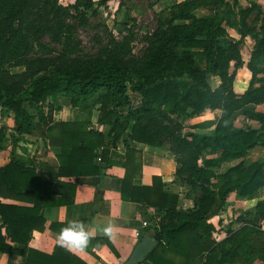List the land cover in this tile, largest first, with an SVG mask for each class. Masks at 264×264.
<instances>
[{
	"label": "trees",
	"instance_id": "16d2710c",
	"mask_svg": "<svg viewBox=\"0 0 264 264\" xmlns=\"http://www.w3.org/2000/svg\"><path fill=\"white\" fill-rule=\"evenodd\" d=\"M208 1L179 0L160 10L155 28L142 38L146 46L133 54L131 28L115 35L109 32L110 38L95 50H83L76 28L88 24L86 10L94 0L66 5L58 0H0V114L14 110L15 133H31L38 127L49 145L60 147L57 169L40 161L12 158L0 165V252L21 254L24 264H88L58 244L48 253L27 242L33 229L43 228L42 207L73 202L71 177L105 174L114 163L107 155L108 147L128 127L131 140L168 143L178 164L175 179L194 191L193 206L182 210L177 208L178 195L165 191L159 176H153L151 184H133L139 163L127 146L121 197L154 208L141 233L147 232L156 244L140 264H251L256 252L264 250L260 246L264 230L254 221H264V198L256 202L253 219L244 217L240 227L227 229L220 240L213 237L215 227L210 221L224 208L229 193L250 197L264 185V158H245L253 147L264 145V112L245 107L264 101V7L249 0L250 5L239 12L238 31L250 35L253 45L247 62L248 86L236 94L230 67L242 63L239 40L215 15L194 13ZM254 9L258 23L247 24L245 16ZM44 37L58 47L33 52L34 42L45 47ZM196 56L205 57L204 68L196 67ZM15 67L20 69L12 70ZM212 76L219 79L215 86ZM130 92L138 94L137 104H132ZM60 93L72 105L84 96H96L98 122L105 128H90L89 112L73 121L53 122L50 99ZM214 108L221 113L210 133L183 131L181 122L171 116L197 115ZM241 108L258 127L234 126L232 116ZM5 131L0 126V148ZM211 148H220L221 154L204 157V151ZM230 159L237 161L214 170ZM86 249L92 251L90 245Z\"/></svg>",
	"mask_w": 264,
	"mask_h": 264
},
{
	"label": "crops",
	"instance_id": "0c3cea01",
	"mask_svg": "<svg viewBox=\"0 0 264 264\" xmlns=\"http://www.w3.org/2000/svg\"><path fill=\"white\" fill-rule=\"evenodd\" d=\"M255 2L264 7V0H255ZM238 5H240V8H246L250 5V2L249 0H243V3H241V0H238ZM206 7L207 5L196 9H203ZM231 18L232 21L230 22V20H228L229 17H226L227 20L223 19L222 24L232 29L235 32L233 37L239 40L242 63L237 67L231 65L230 70L234 71L232 89L236 94H241L247 88L251 77V71L247 67V62L251 55L253 40L248 34L240 35L238 31L240 14L236 17L233 15ZM245 21L247 24H251L252 22V20L248 18H246ZM232 25H236L237 27L234 28ZM199 61H202L200 65ZM195 65L197 68H204L206 66L205 57L196 56ZM218 82L219 79L217 76L211 77L212 86H215ZM130 96L132 104H137L139 101L138 94L130 92ZM52 102H55L51 115L53 122L60 120L73 121L76 118L84 117L83 115L89 112V127L99 130L105 128V125L98 122L100 110L96 96H84L77 105H72L69 97L60 93L57 94L56 98L50 99V103ZM249 106H252L257 111L264 112V101L257 104L245 105V107ZM220 113L221 111L219 108H214L206 109L197 115L173 113L171 116H183V118H179L178 120L182 124L183 131L210 133L214 129L215 123L220 117ZM232 122L236 127L244 125H250L252 127L259 126L256 120L248 118L244 114L242 108L235 111L232 116ZM13 124L14 110H9L4 115L0 114V126L6 127L5 135L2 139V148H0V165L5 164L12 158L25 162L33 160L36 162L40 161L57 169L58 160L56 153L59 152L60 147L49 145L47 137L41 129H34L31 133L19 135L15 133ZM131 124L132 120L130 121V125ZM129 131L130 127L121 134L114 145L108 147L107 155L114 163L110 164L105 169V174L102 176L100 173L82 174L71 177L70 180L75 184L73 202L62 205L44 206L41 208L40 213L44 218L43 228L32 230L31 236L27 242L28 246L50 253L55 244H57V234L69 221L83 220L86 225L90 226H104L107 225L109 221H112L117 225V228L111 239L107 236L96 234V240L89 244L92 251L85 249L84 251L73 254L77 255L88 264H121L129 256L144 228L141 223L142 220H146L148 224L149 219L146 218V216L153 213L154 208H145L141 202L127 200L121 197V185L125 173L123 162L125 160L127 146L134 150L136 160L139 163V172L136 171L133 176V184H151L153 176H159L163 182L164 190L178 195L177 208L186 210L193 206L194 191L191 189V186L175 179L174 173L178 164L175 160V155L169 149V144L151 145L131 140L128 137ZM99 150L100 149H98V151ZM220 154V148H211L204 151V157L206 158L219 156ZM245 158L247 161L264 158V145H256L253 147L246 153ZM236 161L235 159L224 161L219 166L214 167V170H224ZM98 164L103 166L105 163L98 161ZM66 179V177H59V180ZM54 184L55 181H52L51 185ZM263 198L264 185L259 187L250 197H239L235 192L229 193L226 197L224 208L219 214L214 215L210 219L215 227L213 237L216 240H220L226 235V230L225 232L221 230L219 236H214V233L218 234V225L224 220L223 213L230 210V215H237L235 220L236 225H230V229L234 230L243 224L242 220L244 217L239 215L246 213V208L247 211L254 210L256 202ZM3 200L14 203H24L15 199L6 198ZM50 224L52 226H50ZM92 230L95 233V227H93ZM2 232L4 233V229ZM18 246L21 245L18 244ZM254 257L251 264H254L256 261V256ZM262 262H264V258H262ZM0 264H24V257L21 254L0 252ZM233 264L243 263L237 261Z\"/></svg>",
	"mask_w": 264,
	"mask_h": 264
},
{
	"label": "rangeland",
	"instance_id": "374dc122",
	"mask_svg": "<svg viewBox=\"0 0 264 264\" xmlns=\"http://www.w3.org/2000/svg\"><path fill=\"white\" fill-rule=\"evenodd\" d=\"M175 1L176 0H108L106 3L100 4L98 3L99 0H94L93 6L86 10L88 24L78 26L76 28V36L81 40L83 50L89 52L106 42V40L110 38L109 32L115 35L118 32H128L131 28L135 33V40L131 42V52L133 54H140L146 46V42L142 40V38L146 33L152 32L155 28L158 13ZM58 2L62 5H66L74 2V0H58ZM120 2H123V4L120 5ZM241 3H243V0H241ZM127 7L132 10L131 12L133 15L129 13ZM94 9L96 13H93ZM240 10L241 8L240 5H238V0H209L207 2V7L196 9L195 14L201 15L211 13L221 21L229 17L228 20L231 22V16H238ZM257 13L258 11L254 9L253 11L247 12L245 17L252 20L251 24H257L258 21L254 20ZM232 27L236 28L237 26L232 25ZM230 31L234 33L232 29H230ZM41 42L44 43L47 48L34 42L33 52H48L58 47V45L51 43L48 37H44ZM157 53H160V48L157 49ZM201 62L202 61H199V65ZM19 69L20 67H15L12 70L17 71ZM51 104L53 107L55 102ZM173 118L179 120V118H183V116L181 115V117ZM36 130H39V128L36 127ZM229 212L230 210L223 213L224 220L218 225V234L214 233V236H219L221 230L225 232V230L230 228V225H236L235 220L237 215H230ZM239 216L253 219V210L247 211L246 208V213L240 214ZM254 221L257 226L264 228V222L261 219L257 218L254 219ZM261 236V242H264V234H261ZM260 246L264 249L263 243H260ZM263 255L264 250L257 251L254 255L256 256V261H253L254 264H264V262H262Z\"/></svg>",
	"mask_w": 264,
	"mask_h": 264
},
{
	"label": "clouds",
	"instance_id": "9594fccd",
	"mask_svg": "<svg viewBox=\"0 0 264 264\" xmlns=\"http://www.w3.org/2000/svg\"><path fill=\"white\" fill-rule=\"evenodd\" d=\"M93 227H95V233L92 230ZM116 228L117 225L112 221H109L104 226H90L80 220H72L60 229L56 240L57 244L66 251L76 253L84 251L96 234H101L111 239Z\"/></svg>",
	"mask_w": 264,
	"mask_h": 264
},
{
	"label": "water",
	"instance_id": "95a60500",
	"mask_svg": "<svg viewBox=\"0 0 264 264\" xmlns=\"http://www.w3.org/2000/svg\"><path fill=\"white\" fill-rule=\"evenodd\" d=\"M156 241L147 232H142L129 256L121 264H139L152 250Z\"/></svg>",
	"mask_w": 264,
	"mask_h": 264
},
{
	"label": "built area",
	"instance_id": "2783aa9c",
	"mask_svg": "<svg viewBox=\"0 0 264 264\" xmlns=\"http://www.w3.org/2000/svg\"><path fill=\"white\" fill-rule=\"evenodd\" d=\"M97 159L100 160V156H97ZM141 223H142L143 226L147 225V221L146 220H142ZM137 234H138V232H137Z\"/></svg>",
	"mask_w": 264,
	"mask_h": 264
}]
</instances>
